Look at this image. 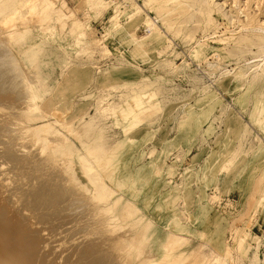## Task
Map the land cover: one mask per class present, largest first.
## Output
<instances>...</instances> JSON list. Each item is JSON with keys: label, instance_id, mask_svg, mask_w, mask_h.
<instances>
[{"label": "rangeland", "instance_id": "obj_1", "mask_svg": "<svg viewBox=\"0 0 264 264\" xmlns=\"http://www.w3.org/2000/svg\"><path fill=\"white\" fill-rule=\"evenodd\" d=\"M256 25L264 0H0V46L34 77L26 140L132 264H264Z\"/></svg>", "mask_w": 264, "mask_h": 264}, {"label": "bare ground", "instance_id": "obj_2", "mask_svg": "<svg viewBox=\"0 0 264 264\" xmlns=\"http://www.w3.org/2000/svg\"><path fill=\"white\" fill-rule=\"evenodd\" d=\"M253 27L264 32L262 25ZM4 46H0V116L8 117L9 126L0 125V140L6 138L1 142L5 151H0V166L3 162L10 166L0 168V264H132L130 245L122 234H99L102 225L95 224L96 216H92L96 222L89 217L88 197L85 200L84 193L55 169L50 152L37 146L35 138L30 140L21 125L18 116L36 109L30 89L34 77L23 75ZM257 67L264 68V57ZM53 137L52 144L61 142L56 134ZM68 223L72 225L67 227ZM174 260L165 264H176Z\"/></svg>", "mask_w": 264, "mask_h": 264}]
</instances>
